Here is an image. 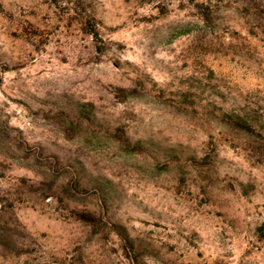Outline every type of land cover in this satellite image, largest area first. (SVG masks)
Listing matches in <instances>:
<instances>
[{
  "label": "rangeland",
  "instance_id": "1",
  "mask_svg": "<svg viewBox=\"0 0 264 264\" xmlns=\"http://www.w3.org/2000/svg\"><path fill=\"white\" fill-rule=\"evenodd\" d=\"M0 264H264V0H0Z\"/></svg>",
  "mask_w": 264,
  "mask_h": 264
}]
</instances>
